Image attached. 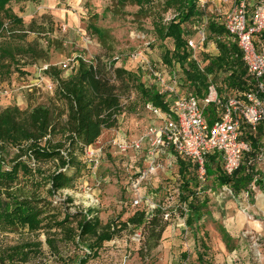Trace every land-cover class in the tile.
Wrapping results in <instances>:
<instances>
[{
	"label": "rangeland",
	"instance_id": "1",
	"mask_svg": "<svg viewBox=\"0 0 264 264\" xmlns=\"http://www.w3.org/2000/svg\"><path fill=\"white\" fill-rule=\"evenodd\" d=\"M7 8L22 24L2 19L0 52L7 46L13 49L15 57L12 63L8 59L0 63V113L17 109L25 117L36 107L48 109L53 129L47 138L50 145H60L63 156L69 151L79 162V168L66 171L74 177L71 187L51 196L48 177L59 168L57 163L37 162L25 150L22 153L5 147L0 156L7 167L23 163L32 170L31 176L19 174L11 193L31 200L42 209L44 218L43 229L36 233L8 230L0 225V256L11 257L5 264H79L85 252L76 244L77 238L75 242L64 241L55 223L67 214L79 220L90 209V217H97L101 225L118 224L141 207L149 215L157 208L168 215L162 218L167 227L161 237L157 239L154 232L143 226L128 228L103 244L97 257H90L85 264H200L199 254L203 264H264V186L251 183L248 192L243 190L234 196L229 187L218 185L212 168L203 183L195 171L186 170L184 176L192 180V191L202 207L200 221L191 228L182 216L185 205L180 206L181 202L173 197L178 178L183 176L178 162L168 165L167 160L160 159L163 170L139 186L142 205L132 207L137 188L129 178L146 167L145 152L118 155L106 142L115 136L132 142L155 123L143 109L145 103L137 81L127 88L120 81L114 82L122 113L118 127L102 131L96 140L104 146V157L95 176L91 164L84 159V149L69 145L64 134L68 109L59 94V82L74 75L80 60L86 65L114 61L126 71L133 68L128 60L133 53L162 60L171 44L162 43L155 28L159 21L171 20L174 9H166L164 0H152L141 10L132 1L118 0H22ZM212 44L208 42L206 47L210 51L204 54L217 53ZM44 67L48 69L41 71ZM139 75L143 81L142 74ZM182 89L187 88L183 85ZM254 159L249 168L257 179L258 174L264 173V156L260 161ZM70 227L75 228V223ZM26 244L36 247L22 250ZM25 252L29 255L24 262L21 253Z\"/></svg>",
	"mask_w": 264,
	"mask_h": 264
},
{
	"label": "trees",
	"instance_id": "2",
	"mask_svg": "<svg viewBox=\"0 0 264 264\" xmlns=\"http://www.w3.org/2000/svg\"><path fill=\"white\" fill-rule=\"evenodd\" d=\"M20 1L22 0H0V15L2 16L0 30L3 26L2 19L10 20L18 25L22 24L21 19L7 8L10 3ZM118 1L121 3L132 1L141 10L152 0ZM197 1L164 0L166 9H174L175 15L167 23L159 21L155 31L161 42H169L171 47L169 46L162 60L155 61H160L168 70H176L182 86L185 85L187 90L198 98L205 94L209 82L216 86L220 94L248 91L252 81L246 73L238 48L235 45H226L214 40V37L224 34L223 28L218 24L209 21L207 25L208 39L211 42L214 41L216 54L206 55L198 52L195 58H192L187 52L185 43L193 36L192 24L200 21L203 15L197 8ZM262 39L264 41V33ZM14 57L13 49L10 47L6 46L1 49L0 63L6 59L12 63ZM139 76L133 69L126 71L116 66L114 61L103 63L98 61L86 65L80 60L74 75L66 81L59 82V94L66 101L68 109L64 134L69 145H80L83 151L84 147L92 146L97 142L102 131L118 127L122 111L114 83L116 81H120L125 88L129 83L137 81V89L145 103L143 109L145 110V105L151 104L161 111H166L169 98L160 95L154 86L145 85ZM220 113L221 110L215 106L209 107L206 114L207 121L212 123L219 118ZM51 133L53 129L51 128L50 111L46 108L36 107L25 117L17 109H6L0 113V154L6 146H9L22 153L25 150L34 161L56 162L59 168L48 177V193L54 196L58 191L71 187L74 177L67 175L66 171L79 168V162L70 156L69 151L66 156L61 155L60 145H50L47 138ZM239 139L251 145L252 153L245 155L244 164L232 175L228 176L223 173L219 156L216 153L207 157L206 164L207 176L212 168L216 172L218 185L229 187L234 196H238L243 190L248 192L251 183L260 188L264 186V173L258 174L259 177L254 179L253 169L246 166L250 157L254 158L256 153L264 147V121L255 133L245 123H241ZM176 160L179 173L183 176L182 179L178 178V187L173 189V192L178 191L177 199L181 202L180 206L185 205V208H182L185 225L192 228L193 223H198L202 217V207L192 191L194 189L192 180L186 179L184 175L186 170L194 172L195 166L190 162ZM81 166L84 165L81 163ZM31 172L32 170L23 163L7 167L0 156V225L5 229H24L30 233H36L44 227L42 209L35 206L31 200L19 198L11 193L18 182L19 174L22 173L26 177L31 176ZM91 213L93 210H87L79 220H74V215L67 214L62 221L55 223V228L63 235L64 241L75 242L77 238L76 244L80 245L85 252L79 264H85L90 257H97L103 244L112 241L128 228L135 229L143 226L144 229L154 232V236L159 239L167 227V224L162 222L164 210L161 208L154 209L152 214H147V216L146 211L141 207L125 222L106 225H101L97 217H90ZM73 222L75 228L70 227ZM46 241L48 246L53 247L50 240ZM34 247L36 245L26 244L21 249ZM28 255V252L21 253V259L24 262L27 261ZM197 259L200 264H203V257L200 254ZM7 260H11V257L0 256V264H5Z\"/></svg>",
	"mask_w": 264,
	"mask_h": 264
},
{
	"label": "built area",
	"instance_id": "3",
	"mask_svg": "<svg viewBox=\"0 0 264 264\" xmlns=\"http://www.w3.org/2000/svg\"><path fill=\"white\" fill-rule=\"evenodd\" d=\"M197 8L203 15L200 21L192 24L193 36L186 40L189 55L195 58L198 52L210 51L206 47L211 42L207 25L213 21L224 30V34L214 37V40L238 48L252 83L248 91L220 94L209 82L205 94L198 98L182 89L176 70H168L160 61H151L143 53L129 55V63L133 71L142 74L143 83L154 86L160 95L169 98L166 111L151 104L145 105L155 123L146 127L138 138L130 142L115 136L106 142L118 155H126L129 151L145 152L146 167L141 172L137 171V177L129 178L137 188L131 201L133 208L142 205L139 186L163 170L160 159L167 160L168 165L176 159L192 163L197 179L203 183L207 178V157L216 153L223 173L232 175L244 164L245 155L252 153L251 145L239 139L241 123L255 133L264 121V0H198ZM47 69L44 67L41 71ZM48 89L52 91L53 88L49 85ZM211 106L220 109L221 113L218 119L209 123L206 112ZM103 147L97 141L83 148L84 159L91 164L93 176L104 157ZM263 151L264 147L254 158L262 160ZM254 158L250 157L246 166L254 164ZM173 194L177 199L178 191ZM167 216L164 215L165 218Z\"/></svg>",
	"mask_w": 264,
	"mask_h": 264
},
{
	"label": "crops",
	"instance_id": "4",
	"mask_svg": "<svg viewBox=\"0 0 264 264\" xmlns=\"http://www.w3.org/2000/svg\"><path fill=\"white\" fill-rule=\"evenodd\" d=\"M263 192V194H264V190L262 191ZM264 197V196H263Z\"/></svg>",
	"mask_w": 264,
	"mask_h": 264
}]
</instances>
